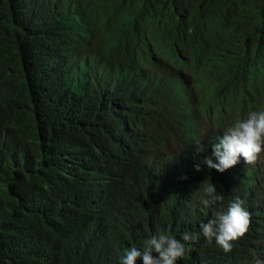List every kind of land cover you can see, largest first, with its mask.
Returning <instances> with one entry per match:
<instances>
[{
	"label": "trees",
	"instance_id": "obj_1",
	"mask_svg": "<svg viewBox=\"0 0 264 264\" xmlns=\"http://www.w3.org/2000/svg\"><path fill=\"white\" fill-rule=\"evenodd\" d=\"M255 110L264 0H0V264H120L157 232L196 237L177 264L244 261L264 233L249 169L203 160ZM206 181L211 213H253L227 254L200 231Z\"/></svg>",
	"mask_w": 264,
	"mask_h": 264
},
{
	"label": "clouds",
	"instance_id": "obj_2",
	"mask_svg": "<svg viewBox=\"0 0 264 264\" xmlns=\"http://www.w3.org/2000/svg\"><path fill=\"white\" fill-rule=\"evenodd\" d=\"M207 129L206 136L218 128L212 123ZM209 146L215 162L212 157H205L203 164L219 173L233 167L235 170L241 167L248 168L246 173L239 176V180L251 185L250 197L258 205L264 206V110L250 111L246 118L237 119L224 128L222 134L217 135ZM195 147L197 154L206 151L203 143H198ZM196 170L200 171L199 165ZM198 191L202 193L200 204L204 209L223 203V195L217 194L215 186L207 181ZM252 214L245 201L236 197L227 204L226 210L211 213L210 208L208 215L212 216L207 222L204 219L200 231L206 241L211 243L214 240L227 254L250 233ZM195 239L196 237L188 232L183 233L180 239L168 233L157 232L145 241L142 248L126 249L120 264H136L138 259H142L143 264H177L185 254V243L182 241L189 242ZM237 257L239 264H264V233H260L253 242L244 261H240L238 255Z\"/></svg>",
	"mask_w": 264,
	"mask_h": 264
},
{
	"label": "bare ground",
	"instance_id": "obj_3",
	"mask_svg": "<svg viewBox=\"0 0 264 264\" xmlns=\"http://www.w3.org/2000/svg\"><path fill=\"white\" fill-rule=\"evenodd\" d=\"M45 1V0H44ZM55 1V0H54ZM44 3V2H43ZM77 4V3H76ZM18 8V7H17ZM36 9V8H35ZM30 12H31V10H30ZM63 12H65V11H63Z\"/></svg>",
	"mask_w": 264,
	"mask_h": 264
}]
</instances>
